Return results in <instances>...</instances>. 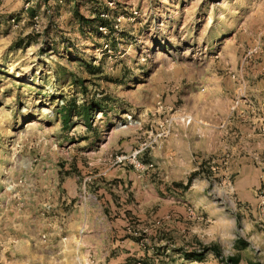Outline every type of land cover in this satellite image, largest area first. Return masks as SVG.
<instances>
[{
    "label": "rangeland",
    "instance_id": "rangeland-1",
    "mask_svg": "<svg viewBox=\"0 0 264 264\" xmlns=\"http://www.w3.org/2000/svg\"><path fill=\"white\" fill-rule=\"evenodd\" d=\"M97 12L108 13L107 34L83 22ZM257 39L262 53L244 62ZM263 43L264 0H0V237L12 239L10 248L38 250L30 237L36 204L41 216L64 219L83 186L93 193L106 173L130 169L138 193L124 198L151 217L130 219L150 252L140 264H224L211 251L202 261L183 255L212 242L241 257L253 212L238 200L235 161L222 151L234 118H258L257 127L249 121L248 142L264 135V101L248 92L264 72ZM239 87V108L253 109L245 120L230 112ZM166 126L169 134L159 135ZM142 142L149 146L138 159L153 167L113 162ZM251 231L264 232V224ZM237 239L246 246L237 249ZM18 259L75 264L64 255Z\"/></svg>",
    "mask_w": 264,
    "mask_h": 264
},
{
    "label": "crops",
    "instance_id": "crops-1",
    "mask_svg": "<svg viewBox=\"0 0 264 264\" xmlns=\"http://www.w3.org/2000/svg\"><path fill=\"white\" fill-rule=\"evenodd\" d=\"M261 64L264 65V55L261 57ZM259 74L261 76L254 81L255 88L248 92L262 103L264 72L259 71ZM238 111H242L240 117L245 120L248 112L253 109L249 111L247 106L242 105ZM252 120L256 124L254 127H257L258 118L250 117L249 121ZM249 121L240 123L234 118L227 122L229 131H226V139L231 138L232 142L228 144V150L222 152L228 159L235 161L232 167L236 172L233 189L238 200L250 205L253 212V218L246 222V231H243L249 246L241 250V261L264 264V232L251 231L252 229L256 231L258 226L262 227L264 224V219L259 217L261 221L259 224V219L256 218L259 196L255 193V188H261V192H264V164L258 162L264 160V135L252 133L249 139L251 140L252 137L254 139L248 142V127L251 125ZM212 146L214 145H211V148ZM217 154H221V151ZM134 175L135 173L130 169L106 173L93 193H88V196L79 200L78 203L76 201L71 203L70 212L64 219H58L52 215L41 216L38 212L40 205L36 204L34 213L37 211V214L32 221L33 231L30 237L35 238L38 250L28 248L24 251L14 245L10 248L9 242L12 239L3 235L0 237V243L3 246L0 248V264H18V257L30 254L51 258L53 255H64L69 257L70 261H79L83 264H140L142 260L140 257H149L150 252L149 249H145L144 239L139 237L137 225L130 222V219L136 216L137 221L140 222L151 217L147 218L145 214L138 211L137 207L140 208L142 205L136 206L133 201H126L138 193ZM113 178L118 180L112 183ZM67 194L73 198L74 189L70 188ZM101 203L106 210H102ZM61 220L65 221L62 226ZM25 223V221L22 222V224ZM145 230L142 229L143 232ZM42 233L46 234L45 241L39 238ZM53 240L58 241L59 245L55 251L50 247ZM44 244H48L49 247L46 251L41 249ZM48 260L46 263L50 261ZM51 261H53L52 264L57 263V260Z\"/></svg>",
    "mask_w": 264,
    "mask_h": 264
},
{
    "label": "built area",
    "instance_id": "built-area-1",
    "mask_svg": "<svg viewBox=\"0 0 264 264\" xmlns=\"http://www.w3.org/2000/svg\"><path fill=\"white\" fill-rule=\"evenodd\" d=\"M29 3L25 4V7H28ZM101 16L103 17H107V14L101 13ZM35 22L37 23V16L34 17ZM119 18H117V21L119 22ZM118 22H114L112 24V26L114 28L118 27ZM112 27V28H113ZM99 31L102 34H107L109 32L108 29V25H99L98 26ZM105 46H108V44H105ZM262 53V46H261V42L259 39L255 40V43L248 49V51L246 52L245 56H244V62H248L249 60H251L254 56L258 55ZM235 75L233 74L232 77H234ZM238 91H240L238 93V95L235 97V99L232 101L231 107H230V112L234 113V112H238L239 106L241 104V102L243 101L244 98V91H243V87H239ZM260 125H259V129L261 131H263L264 133V115L261 117L260 119ZM128 122H130V117L128 118ZM167 123H170V120L166 121ZM122 127L127 126V121L121 124ZM170 132L169 126H166L163 128V130L160 132L159 135H164L167 136ZM149 145L146 142H142L139 144L138 148L134 149L130 154L128 155H124V154H120V155H115L113 158V162L114 163H124L126 161L130 162V164L133 166V168L140 172L143 170H146L150 167H153V163L149 162V163H143L142 161H140L138 159V154L140 152H142L144 149H146ZM20 182H23V179L20 180ZM12 187H8V190H11ZM88 196V192L85 189V186L82 187L81 192L79 194V200H83ZM259 210H260V215L263 217L264 219V195H260L259 196ZM43 213H51L52 212V204L51 203H44L43 205ZM39 238L41 241H45L46 240V234L42 233L39 235ZM75 264H83L80 263L79 261H75ZM139 264V263H138Z\"/></svg>",
    "mask_w": 264,
    "mask_h": 264
},
{
    "label": "trees",
    "instance_id": "trees-1",
    "mask_svg": "<svg viewBox=\"0 0 264 264\" xmlns=\"http://www.w3.org/2000/svg\"><path fill=\"white\" fill-rule=\"evenodd\" d=\"M101 13L107 14L106 12H97L94 13V15L92 16L91 19L87 20V21H83L85 22V24L89 23H93L96 22L97 23V27L99 25H108L109 22L107 20V17H103L101 16ZM78 18H80L81 20H84V17L82 15H80L78 12ZM88 25V24H87ZM93 106V105H91ZM87 105L84 112L85 114H89L91 112L92 107ZM66 113V111L63 112V115ZM68 118L64 117L63 121L67 122ZM236 244L237 245V249H241L243 247H245V243L243 241H241L240 239L236 240ZM207 251H211V253H213L215 256H217L218 258H220V260L224 263V264H239L241 257L239 253H235V254H229V255H224L223 250L221 248V246L217 243V242H212L209 245H204L200 250H192V251H185L183 255H185L186 258L188 259H193L196 261H202L204 254ZM251 264H262L260 262H254Z\"/></svg>",
    "mask_w": 264,
    "mask_h": 264
}]
</instances>
